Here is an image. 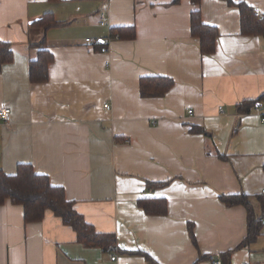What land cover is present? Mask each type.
Masks as SVG:
<instances>
[{
    "label": "crops",
    "instance_id": "0c3cea01",
    "mask_svg": "<svg viewBox=\"0 0 264 264\" xmlns=\"http://www.w3.org/2000/svg\"><path fill=\"white\" fill-rule=\"evenodd\" d=\"M230 2L0 0V40L13 52L0 71V109L11 110L9 122L0 116V170L32 165L97 232L158 264H207L217 255L226 264H264V36L241 32L237 5L264 20V0ZM196 9L218 31L209 55L190 35ZM47 13L57 25L31 37L44 36L53 59L48 80L32 83L39 47L29 43V26ZM120 27H134L135 37L120 38ZM87 37L102 41L91 46ZM156 76L173 85L142 97L140 79ZM244 101H254L247 111L239 110ZM241 193L251 198L260 234L225 258L247 234V211L219 195ZM153 198L165 200L166 214L137 204ZM0 264L148 263L76 242L50 213L25 223L22 206L6 200Z\"/></svg>",
    "mask_w": 264,
    "mask_h": 264
},
{
    "label": "trees",
    "instance_id": "16d2710c",
    "mask_svg": "<svg viewBox=\"0 0 264 264\" xmlns=\"http://www.w3.org/2000/svg\"><path fill=\"white\" fill-rule=\"evenodd\" d=\"M229 3L230 0H227ZM193 5H198L200 0H190ZM240 11L241 32L247 35L264 36V20L257 18L254 10L245 3H238ZM57 25L51 14H44L41 18L33 21L29 26L28 34L31 38L29 43L32 47H39L37 56L29 62L30 82H45L48 80V65L53 59L52 53L45 47L44 36L39 40L33 39L37 33L43 35L44 30ZM119 37L132 39L135 37L134 27L115 28ZM190 35L199 40L201 54L209 55L215 51L218 37L217 28L202 21L200 10L196 9L190 13ZM32 36V37H31ZM13 52L10 44L0 40V71L4 64L11 62ZM173 85V80L166 76L143 77L139 81V92L142 97L163 96ZM254 101L240 103L239 110L247 111ZM153 186L166 185L167 182H148ZM219 199L226 206L242 205L247 211V234L244 239L232 250L225 254V258L236 249L253 242L260 234L261 222L253 213L251 198L246 194L219 195ZM6 200L12 204H18L23 209V220L25 223L42 221L47 214L58 218L62 224L68 225L75 233V241L86 247H99L104 252H112L116 255H142L148 264H158L148 254L143 252L124 251L117 245L116 236L113 233L97 232L92 225L87 223L81 214L73 208V202L67 200L62 187L53 186L46 175L36 173L30 164H18L16 172L8 175L0 170V204ZM146 214L164 215L167 212L164 199H140L137 202ZM189 235L195 243L192 227ZM222 264H226L221 260Z\"/></svg>",
    "mask_w": 264,
    "mask_h": 264
},
{
    "label": "built area",
    "instance_id": "2783aa9c",
    "mask_svg": "<svg viewBox=\"0 0 264 264\" xmlns=\"http://www.w3.org/2000/svg\"><path fill=\"white\" fill-rule=\"evenodd\" d=\"M255 16H257L258 18L262 17V14L260 11H255L254 12ZM99 24L100 25H105L106 24V15H105V12L104 11H101L99 13ZM116 38L118 37L117 35L115 36ZM85 41L89 44V45H95V44H99L102 40H100L99 38H90V37H87L85 38ZM100 50L102 52H106L107 51V47L105 45H103ZM104 107L105 108H109V104L107 103H104ZM220 111H222V109H220ZM189 113L192 112L191 109L188 110ZM10 115H11V110L9 107L7 106H3L1 109H0V116L1 118L5 121V122H9L10 120ZM262 123L264 124V118H262ZM262 193H264V190H262ZM207 264H222V261L221 259L219 258V255H217L216 258L214 259H211Z\"/></svg>",
    "mask_w": 264,
    "mask_h": 264
}]
</instances>
